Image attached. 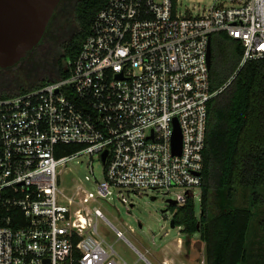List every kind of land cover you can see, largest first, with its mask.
Here are the masks:
<instances>
[{
	"label": "built area",
	"instance_id": "2783aa9c",
	"mask_svg": "<svg viewBox=\"0 0 264 264\" xmlns=\"http://www.w3.org/2000/svg\"><path fill=\"white\" fill-rule=\"evenodd\" d=\"M222 32L244 53L213 91L208 48ZM261 59L264 0H214L197 13L181 10L180 0H108L66 65L68 77L0 94V201L9 213L0 264H127L99 220L117 240H126L123 232L96 204L148 192L172 194L179 207L197 191L201 200L209 103ZM176 121L181 153L173 148ZM59 145L82 149L57 157ZM85 153L102 164L104 181L95 191L62 188L58 168ZM15 209L22 220L11 216Z\"/></svg>",
	"mask_w": 264,
	"mask_h": 264
},
{
	"label": "trees",
	"instance_id": "16d2710c",
	"mask_svg": "<svg viewBox=\"0 0 264 264\" xmlns=\"http://www.w3.org/2000/svg\"><path fill=\"white\" fill-rule=\"evenodd\" d=\"M107 1L77 2V29L58 56L60 78L68 77L64 65L78 57L95 15ZM211 44V88L218 91L237 71L244 48L224 32L213 34ZM49 82L42 80L19 92ZM79 149L82 146L59 145L57 157ZM201 191L200 210L192 198L185 206H171L176 227L199 234L208 264H264V59L248 62L209 103ZM10 214L22 220L20 210ZM8 215L0 201V226Z\"/></svg>",
	"mask_w": 264,
	"mask_h": 264
},
{
	"label": "rangeland",
	"instance_id": "374dc122",
	"mask_svg": "<svg viewBox=\"0 0 264 264\" xmlns=\"http://www.w3.org/2000/svg\"><path fill=\"white\" fill-rule=\"evenodd\" d=\"M213 3L214 0H180V7L181 10L191 8L194 13H197L198 8H208ZM70 21V26L68 27L71 28L73 26L75 30L78 25L74 15ZM66 38L68 39L69 37ZM37 47V54L45 53V58L49 59L48 63H53L62 53L61 43L57 41L53 42L51 48H49L50 46H48L46 40L42 41ZM36 59H23L12 68L2 69L0 71V94L4 92L16 93L22 87H30L42 80L54 81L59 78L57 73L52 72L50 66L46 65L44 67L45 63L36 64V66L30 63V60L40 63L41 60ZM91 162L94 166V174L91 172ZM59 169H63L59 177L61 187L67 190L74 189L82 184L88 190L95 191L97 184L104 181L102 164L88 153L72 158L64 166H60ZM87 176H90L95 181H87ZM174 192H178V190H174ZM152 197L154 195L148 192L141 196H134L129 193L125 199H114L112 201L101 199L100 203L96 205L101 207L104 215L112 225L123 232L127 241L117 240L114 232L109 230L102 220H99L101 236L109 243L115 244L116 252L127 264H148L143 258L140 259V255L132 248L129 242L152 264H159L147 250L150 249L160 254L162 253V247L166 245L171 252V257H176V255L178 256L176 246L180 239L183 240V255L179 257L180 259L187 264H208L205 245L200 240L199 234L189 235L183 231L182 227L171 228L170 226L173 213L168 200H174L175 196L172 194L169 196L159 194L155 200H152ZM195 202L197 210H200L201 200L198 191L196 192ZM166 209L168 211L164 213L163 211ZM171 264H174V262Z\"/></svg>",
	"mask_w": 264,
	"mask_h": 264
},
{
	"label": "water",
	"instance_id": "95a60500",
	"mask_svg": "<svg viewBox=\"0 0 264 264\" xmlns=\"http://www.w3.org/2000/svg\"><path fill=\"white\" fill-rule=\"evenodd\" d=\"M60 2L61 0H0V69L16 66L40 43ZM208 65L211 68V41L208 48ZM173 148L175 153H181L182 135L177 121ZM107 154L108 151H105L104 161ZM155 199L152 197V200ZM168 203L170 206L177 204L174 200H168ZM167 211L168 209L163 212ZM170 226L176 227L174 218Z\"/></svg>",
	"mask_w": 264,
	"mask_h": 264
},
{
	"label": "flooded vegetation",
	"instance_id": "af4514ba",
	"mask_svg": "<svg viewBox=\"0 0 264 264\" xmlns=\"http://www.w3.org/2000/svg\"><path fill=\"white\" fill-rule=\"evenodd\" d=\"M78 1L79 0H61L59 5L55 9L53 17L50 20V23L47 27V30H46L45 34L43 35L40 43L42 41L46 40L48 46H50L49 48H51L53 42H55V41L60 42L61 46H62L68 39L71 38V36L73 35L74 31L77 28L74 30L75 27L72 26L71 28H69L68 26H70V22H71L70 20H71V17L74 15L75 7H76V4ZM66 32H67V34H66ZM64 37H65V39H64ZM66 37H69V38L67 39ZM37 46L32 51H30L28 53L27 57L24 59H28V58L29 59H32V58L36 59V58H38L41 60L40 63L34 62L32 60H30V62L40 64V65L45 63L44 67H46V65L50 66L52 72H55L59 75L60 74V69H59V64H58L59 57H57V59L54 60L53 63H50V62L48 63L49 59L45 58L46 57L44 55L45 53H41V54L38 53L37 54V52H36V50L38 49ZM64 66L66 67V64ZM0 71H2V69H0ZM1 84H3V82H1ZM1 86H3V85H1ZM3 90H1V91H3ZM4 93H6V92H4Z\"/></svg>",
	"mask_w": 264,
	"mask_h": 264
},
{
	"label": "crops",
	"instance_id": "0c3cea01",
	"mask_svg": "<svg viewBox=\"0 0 264 264\" xmlns=\"http://www.w3.org/2000/svg\"><path fill=\"white\" fill-rule=\"evenodd\" d=\"M127 241V240H126ZM129 242V241H128ZM180 242V243H179ZM183 240H179L178 241V245L177 247V252H178V256L176 255V257H171V252L168 249V246H164L162 247V250L159 254V252L156 251H152L150 249L147 250V252L152 256V258L159 264H171L174 262V264H187L186 262H184L182 259H180L179 257H182V251H183V246H182ZM129 244L132 246V248L140 255V259L143 258V260H146L148 262V264H152L150 262V260L146 259V257L131 243L129 242ZM186 256V254H184ZM118 258L124 260L119 254H118Z\"/></svg>",
	"mask_w": 264,
	"mask_h": 264
}]
</instances>
